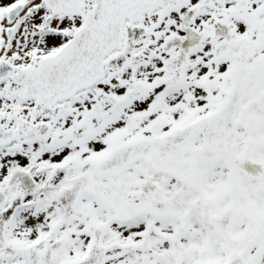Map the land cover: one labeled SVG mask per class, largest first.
I'll return each mask as SVG.
<instances>
[{
  "label": "snow or ice",
  "instance_id": "6c2138e0",
  "mask_svg": "<svg viewBox=\"0 0 264 264\" xmlns=\"http://www.w3.org/2000/svg\"><path fill=\"white\" fill-rule=\"evenodd\" d=\"M0 264H264V0H0Z\"/></svg>",
  "mask_w": 264,
  "mask_h": 264
}]
</instances>
